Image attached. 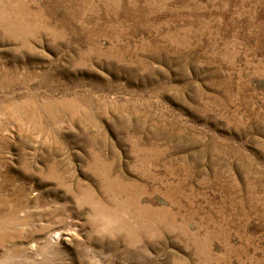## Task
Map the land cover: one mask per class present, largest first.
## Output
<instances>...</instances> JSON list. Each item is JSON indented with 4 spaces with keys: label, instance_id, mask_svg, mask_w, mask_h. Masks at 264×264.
I'll list each match as a JSON object with an SVG mask.
<instances>
[{
    "label": "rangeland",
    "instance_id": "374dc122",
    "mask_svg": "<svg viewBox=\"0 0 264 264\" xmlns=\"http://www.w3.org/2000/svg\"><path fill=\"white\" fill-rule=\"evenodd\" d=\"M0 264H264V0H0Z\"/></svg>",
    "mask_w": 264,
    "mask_h": 264
}]
</instances>
